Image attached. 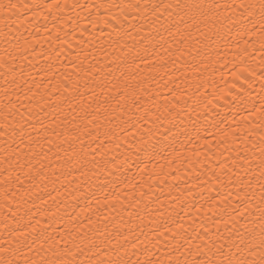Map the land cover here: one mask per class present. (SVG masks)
Returning <instances> with one entry per match:
<instances>
[{"label": "bare ground", "instance_id": "1", "mask_svg": "<svg viewBox=\"0 0 264 264\" xmlns=\"http://www.w3.org/2000/svg\"><path fill=\"white\" fill-rule=\"evenodd\" d=\"M2 2L18 7L15 15L0 14V170L8 166L6 150L23 156L29 135L34 141L45 135L41 125L50 126L51 145L45 139L34 145L48 152L47 177L35 169L31 179L27 169L13 171L22 183L13 179L7 203L0 177V259L5 248L14 253L7 258H19L20 264L53 259L64 254L65 244L76 252L73 238L84 248L71 256L77 261L97 259L96 248H85L93 240L100 249L112 241L107 255L101 253L106 261L197 264L205 258L206 245L232 229L224 222L248 206L245 201L252 199L256 183L249 187L248 177L259 174L264 158L259 150L264 123L251 107L264 95L260 33H248L244 24L229 33L228 25L221 38L213 37L211 55L191 62L176 51L165 30L168 12L161 9L158 19L152 15V5H174L176 0ZM196 2L234 8L260 0ZM129 5H139V12ZM233 8L221 11L239 21L241 10ZM170 11V19L178 20L175 9ZM170 45L171 55L165 51ZM137 54L144 57V63L136 61L146 89L144 103L129 105L126 115L113 113L109 106L119 99L113 87L120 76L116 68ZM9 97L15 108L5 120ZM97 108L98 123L115 135L109 134L111 142L105 140L99 152L92 151L95 143L88 148L89 137L82 136L87 159L96 163L69 175V166L56 164L54 153L65 156L70 138L85 125L92 128L87 120ZM82 109L89 113L87 119ZM145 145L154 147L145 153ZM79 146L77 140V151ZM124 160L127 164L120 167ZM245 222L233 221L236 228Z\"/></svg>", "mask_w": 264, "mask_h": 264}, {"label": "snow or ice", "instance_id": "2", "mask_svg": "<svg viewBox=\"0 0 264 264\" xmlns=\"http://www.w3.org/2000/svg\"><path fill=\"white\" fill-rule=\"evenodd\" d=\"M17 5L11 2L3 3L0 0V14L4 16H9V14L15 15V10ZM128 7L136 8L139 12V5H129ZM154 11L152 12L153 17H157V13L163 9L164 12H168L169 21L166 25L165 30L168 31L169 38L172 41V45L176 46V51H182L185 56L191 57V62H197V58L204 59L205 56H210L216 40L221 38V30L224 27H228L229 33L233 28H238L241 24L249 25L246 28L248 33L259 32L261 39H264V0H260V3H240L235 5L234 8L232 5H219L215 3H203L196 2V0H176V3L166 4V5H152ZM233 8L240 9V20L233 21L230 16H226L221 8ZM147 10V6H145ZM175 9V15L178 17V20H171L173 13L170 11ZM158 19V17H157ZM227 21V25L225 24ZM258 26V27H257ZM7 36V33H5ZM165 49L169 55H171V47ZM9 59L12 58V54L9 53ZM159 55V53H157ZM2 59V58H0ZM140 60L141 63H144V57L139 56L138 54L133 56L131 61L122 60L121 64L116 68V71L120 72V76L115 77L114 79L118 82L114 84L113 87L116 88V95L119 97L117 99L115 106H109L113 113L117 110L121 115H126L125 108L129 105L139 108L144 103V97L141 96V93L146 92V89L143 87V78L138 75V70L140 69V64H137L136 61ZM188 61H186L187 63ZM147 67V64H145ZM50 70V68H49ZM198 70V69H197ZM44 71V69H41ZM111 73V70H110ZM109 73V74H110ZM68 77H65V82H67ZM6 83H8L6 79ZM15 84V78L12 81ZM36 88H39L41 85L32 82ZM111 83V81L109 82ZM19 87V85H17ZM26 91L31 92L32 88L29 87ZM262 93H264V88H262ZM5 95L8 96L7 89L5 90ZM98 103H107L105 100ZM257 103L259 107H257ZM8 109L4 113V119L7 120L9 115L13 114V109L15 105L11 98L7 100ZM251 107L255 109L252 113L253 116H256L262 123H264V95L258 97L257 100L251 102ZM131 107H128V111H131ZM85 113V119H87L89 113L82 109ZM105 112L109 109H104ZM101 115L99 108L95 110V113L92 114V119L87 120V124L92 125L91 129L87 128V125L84 126V129L80 131L79 135H75L70 138L69 150H65V156H61L60 152L57 151L54 153L56 156L55 163L61 166L68 165V174L71 175L75 171H79L81 168L86 167L90 164H95L96 160H88L89 155L88 148L91 147V144L95 143L96 148L92 149L93 152H99L103 146L105 140H110V133L115 135L112 131V128L108 127L107 124L98 123V118ZM73 120L77 117H72ZM7 127V125H5ZM50 126L41 125V129L45 133L44 136H38L34 141L31 135H29V144L24 146V155L19 154V150H14L13 152L5 151V162L8 164L7 167H4L0 170V177H3L2 184L4 185V197L7 203L9 194L11 192V185L13 179L18 183H22L19 180V176L13 177V171L23 172L27 169V174L29 179L32 178L33 170L35 169V174H43L45 178L47 173L45 170L44 161L50 160L48 152L45 151L43 146H40L37 151L34 146L40 139L48 140L49 145H51V140L48 138L47 133L49 132ZM103 129V131H101ZM54 130V129H53ZM88 136V148L85 147V142L81 139L82 136ZM103 137L104 139H101ZM79 140L80 146L79 151L74 147L75 142ZM64 141H61L58 148H61ZM23 143V142H22ZM149 146H144V152L147 153ZM139 150V149H138ZM260 153L264 157V138L260 141ZM15 156V160L12 161V157ZM12 161L11 163H8ZM124 164H127V160H124L120 163V167H123ZM261 169L258 175L248 177V186H252V182L255 181V188L253 189V196L251 200H246L247 207L239 213V216L233 217L232 221H225V225L232 224V229H230L227 234L221 233L214 240H211V243L206 245L207 252L203 253V259H200L197 264H264V158L260 161ZM77 165L79 167H77ZM51 167V163L48 165ZM53 174L54 171H53ZM259 191V197L256 198V190ZM12 196H15V193H12ZM254 210V211H253ZM241 219H246V222L240 225V228H236L235 222H239ZM234 229V231H233ZM125 239L124 243H127ZM70 243L73 248H76V252H71L67 249V244H65L66 251L62 255H57L53 259L42 258L39 262L32 261L31 264H129L127 260L120 259L119 257L115 260H105L103 256L107 255L109 246L112 244L111 240H108L104 249H100L99 245L95 243V240L91 241L89 244L85 245V248H96L97 251L93 253L97 259H92L91 256L88 257L87 261H77L72 259L71 256L76 254H82L84 248L78 247L76 240L73 238ZM104 243V241H101ZM117 246L122 250L126 251L123 248V245L119 243ZM51 250V249H50ZM5 258L0 259V264H20L19 258L8 259V255H14V253H9V250L5 248ZM103 253V256L101 255ZM209 253L211 255H209ZM23 264H29V261L25 260ZM132 264H155L154 261H133ZM171 264V261L169 262ZM176 264H180L177 260Z\"/></svg>", "mask_w": 264, "mask_h": 264}]
</instances>
